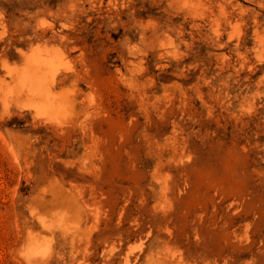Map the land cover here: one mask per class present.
Instances as JSON below:
<instances>
[{
  "label": "rangeland",
  "instance_id": "rangeland-1",
  "mask_svg": "<svg viewBox=\"0 0 264 264\" xmlns=\"http://www.w3.org/2000/svg\"><path fill=\"white\" fill-rule=\"evenodd\" d=\"M0 264H264V0H0Z\"/></svg>",
  "mask_w": 264,
  "mask_h": 264
},
{
  "label": "bare ground",
  "instance_id": "bare-ground-1",
  "mask_svg": "<svg viewBox=\"0 0 264 264\" xmlns=\"http://www.w3.org/2000/svg\"><path fill=\"white\" fill-rule=\"evenodd\" d=\"M221 9H223L224 10V8H221ZM214 14V16H215V12L213 13ZM224 17L226 18V20H230V17H229V15L226 13V11H224ZM213 16V15H212ZM212 18V17H211ZM210 21H214V22H216V24L217 25H219L220 27H221V25H222V23H220V21H218V19H213V20H210ZM224 22V21H223ZM226 22V21H225ZM208 23V22H207ZM228 23H229V21H228ZM215 24V23H214ZM213 24V25H214ZM205 25V24H204ZM203 24H196V26H198V27H200L201 28V35H203L204 37H206V38H209V35H208V33H204V32H202V29H203V26H204ZM210 26H213V25H211V24H209ZM170 26V25H169ZM216 26V25H215ZM227 26V25H226ZM154 29V28H153ZM219 29V28H218ZM221 29V28H220ZM225 29V28H224ZM158 30V29H157ZM210 30H212V29H210ZM220 32H223V31H221L220 30ZM218 33H219V31H218ZM183 34V33H182ZM218 35V34H217ZM153 36V35H152ZM158 36V35H157ZM168 36V35H167ZM219 36H220V33H219ZM153 37H155V36H153ZM221 37V36H220ZM219 37V38H220ZM156 38V37H155ZM152 39V38H151ZM154 39V38H153ZM181 39V38H180ZM151 41V40H150ZM155 41V40H154Z\"/></svg>",
  "mask_w": 264,
  "mask_h": 264
}]
</instances>
